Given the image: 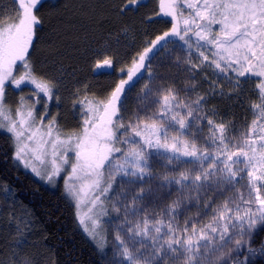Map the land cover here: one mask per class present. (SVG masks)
I'll return each instance as SVG.
<instances>
[{"label":"snow or ice","instance_id":"obj_1","mask_svg":"<svg viewBox=\"0 0 264 264\" xmlns=\"http://www.w3.org/2000/svg\"><path fill=\"white\" fill-rule=\"evenodd\" d=\"M14 3V20L0 16V122L19 142L16 158L23 159L26 150L36 160L49 156L47 178L63 173L65 194L77 207L88 197L85 231L100 247L107 240L104 225L115 221L117 264H239L233 253L245 250V237L257 224L264 225V0H159L160 13L171 17L170 31L138 54L128 79L115 84L104 101L80 99L77 90L73 107L80 106V131L64 137L53 134L54 118L45 124L46 108L37 119L34 109L21 111L24 97L15 117L6 106L7 87L34 86L33 103L43 98L45 105L58 87L37 73L29 55L41 0ZM139 3L126 0L121 11ZM169 37L179 38L189 53L195 46L201 64L224 74L232 93L252 80L254 118L239 134L205 111L206 95H188L194 83L181 89L154 79L145 85L138 110L126 114L125 85L144 67L152 48ZM17 62L22 71L14 75ZM102 65L111 68V58L104 56ZM198 67L190 63L188 71ZM157 164L162 173L154 172ZM117 177L116 202L107 207ZM192 207L197 216L202 209L208 222L187 216ZM110 212L116 216L110 218ZM80 223H85L83 216ZM17 260L31 264L19 255Z\"/></svg>","mask_w":264,"mask_h":264},{"label":"trees","instance_id":"obj_2","mask_svg":"<svg viewBox=\"0 0 264 264\" xmlns=\"http://www.w3.org/2000/svg\"><path fill=\"white\" fill-rule=\"evenodd\" d=\"M125 3L41 0L36 7L40 23L29 50L31 64L58 86L52 98V115L64 131H80V106L73 107L77 90L80 99L86 96L88 100L104 101L115 84L128 79L127 71L134 60L138 62V54L151 47L157 36L170 31L171 17L160 13L159 0H140L121 11ZM3 4L11 11L16 7L14 0H0V6ZM10 10L0 8V16H10ZM179 41L169 37L152 48L144 67L125 85L124 96L145 78L150 61ZM104 56L111 58V68L102 65ZM241 92L229 98H212L220 116L240 118L245 114L248 101L244 100V90ZM14 154L13 138L0 129V189L11 190L31 221V227L20 238L16 232H8L6 221L0 218V264H10L14 253L32 264H106L100 247L79 223L61 180L55 188L45 185ZM233 255L239 264H264V225L252 232L245 250Z\"/></svg>","mask_w":264,"mask_h":264},{"label":"rangeland","instance_id":"obj_3","mask_svg":"<svg viewBox=\"0 0 264 264\" xmlns=\"http://www.w3.org/2000/svg\"><path fill=\"white\" fill-rule=\"evenodd\" d=\"M1 9L4 10H10V7L6 4H3L0 6ZM11 11V10H10ZM15 12L16 7L12 9L10 16H7L11 18L12 20L15 19ZM5 23L9 21H4ZM218 28V26H216ZM194 39V38H193ZM205 51V55H209L207 50ZM211 58V57H210ZM191 64H197L199 67L195 70V72L190 73L188 71V68ZM21 65L16 66V70L14 71V75L18 72H21ZM224 74H219L218 70H216L213 67H208L207 62L201 64V61L198 57V54L196 52L195 46H193L191 53L187 49L183 47V42H175L171 43L168 47H166L157 57L152 59L149 63V68L146 72L145 78L134 88L132 89L127 96V113L131 114L138 110V106L140 105V98L145 93V85H152V81L155 79L157 83H175L177 88H185L190 83L195 84V90L188 93L189 96H196L197 93L206 95L208 98V103L205 105V111L209 113L211 118L214 121H220L224 120L226 124L229 125L230 128L235 129L236 134H239L241 130L245 128V126L250 123V121L254 118L253 113L250 110V103L255 100V89L254 85L251 79H249L246 83L243 84V90H244V96L246 97V112L241 116L240 118L237 117H231V116H220L219 112L215 110L214 102L212 99L213 97L216 98H223L230 96H235L237 93L242 94L241 91H238L236 93H232V84L229 82L228 79L223 78ZM192 76H195V80L192 81ZM214 84L215 90L210 92L211 85ZM34 90V86L31 85H21V89H15L13 87H7L6 88V106L12 110V116L15 117V109L20 106V98L24 97V107L21 108V111H25L27 108L34 109V117L37 119L42 115V113L45 111V108L47 109V115L44 116V122L47 124L49 118H54L52 115V99L47 101L46 105L44 103V99L41 98L40 103H33L34 98L32 97V92ZM223 92V94H221ZM229 93H232L231 95ZM185 95L184 92H181V96L183 97ZM218 95V96H217ZM242 95V96H243ZM239 96V95H237ZM55 119V118H54ZM55 129H54V135L58 131L61 135V137H64L66 135L76 134L71 133L70 131H64L58 124V122L55 120ZM3 123L4 126L0 127V129L6 133H8L14 140L15 145V152L17 149L18 141L13 133H10L7 131V123L6 122H0ZM43 131V128L41 129ZM205 134H207V129H205ZM27 135V133H25ZM21 141L28 143L27 141H24V138H20ZM31 143H29V147H31ZM15 155V154H14ZM16 157V156H15ZM21 163H23V167H26L27 171L30 172L34 177H38L37 179L43 182L45 185L55 188L58 185V181L61 180L62 182V189L65 193V187L63 179L61 178L63 176V173H61V176L58 177H52L51 180H49L47 177L51 174V163H50V157L45 156L42 158V160H36L31 153L24 154L23 159H18ZM35 168L36 171L34 172L32 169ZM30 170V171H29ZM164 169L157 164L154 167V172L162 173ZM119 182V177H117L116 183L113 184V189L110 190V192L107 194L109 197H111V201H106V206L110 207L111 203L116 202V198L118 195V189L117 184ZM68 197V196H67ZM123 199V197H120ZM213 199H216L215 196L212 197ZM87 199L85 198L84 202L79 205V207L76 206V201L72 200L76 212L77 217L80 223V219L83 216L85 219V223L81 224L83 230L85 231V225L89 224V221L87 220V216L85 215L87 213ZM198 209L196 207H192L190 211L186 213L187 216L193 217L196 221H200L201 223H207L208 222V216L203 215V210L199 209L200 216H197ZM87 215H91V213H87ZM209 216L211 213L208 214ZM110 218H114L116 216V213L110 212L109 214ZM0 218L6 221V229L8 232H16L17 235L21 238L24 237V233L28 230V228L31 227V221L28 218V214L24 208H22L18 202L16 201V198L13 197L11 190L9 189H0ZM107 219V218H106ZM183 219V217H181ZM199 226V224H198ZM260 224H257L256 227L252 230V232L259 227ZM104 227L106 228L105 235L107 236L106 243L103 247H100L97 243V240L93 239L92 236L89 235L87 231L85 233L93 239V241L100 247L101 251L103 252L104 260L106 264H117L119 257L116 254L115 244L112 239V232L115 228V221L111 224H105ZM252 232L245 237L247 243L250 241V237ZM24 240H19V243H23ZM17 254H13V261L10 264H19V261L17 260ZM19 257H21L19 255ZM24 258V257H21ZM32 264V263H31ZM51 264V263H47Z\"/></svg>","mask_w":264,"mask_h":264}]
</instances>
